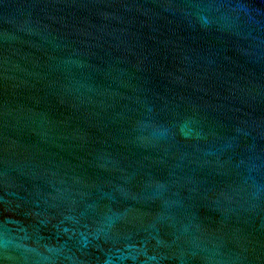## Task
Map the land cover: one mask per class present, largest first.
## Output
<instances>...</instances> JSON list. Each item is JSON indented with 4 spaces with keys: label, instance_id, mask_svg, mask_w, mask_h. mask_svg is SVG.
Returning <instances> with one entry per match:
<instances>
[{
    "label": "water",
    "instance_id": "95a60500",
    "mask_svg": "<svg viewBox=\"0 0 264 264\" xmlns=\"http://www.w3.org/2000/svg\"><path fill=\"white\" fill-rule=\"evenodd\" d=\"M0 264H264V0H0Z\"/></svg>",
    "mask_w": 264,
    "mask_h": 264
}]
</instances>
